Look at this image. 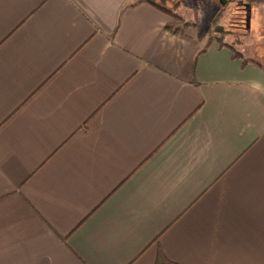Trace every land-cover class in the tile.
Listing matches in <instances>:
<instances>
[{
  "label": "crops",
  "instance_id": "1",
  "mask_svg": "<svg viewBox=\"0 0 264 264\" xmlns=\"http://www.w3.org/2000/svg\"><path fill=\"white\" fill-rule=\"evenodd\" d=\"M150 2L0 0V264H264V64Z\"/></svg>",
  "mask_w": 264,
  "mask_h": 264
},
{
  "label": "rangeland",
  "instance_id": "2",
  "mask_svg": "<svg viewBox=\"0 0 264 264\" xmlns=\"http://www.w3.org/2000/svg\"><path fill=\"white\" fill-rule=\"evenodd\" d=\"M224 2L227 1L168 0L165 5L181 15L189 24L203 27L208 31L210 38L226 34L229 41H234L238 50H241V44H245L253 53V58L264 64V4L250 5L249 15L245 18L246 13L239 3Z\"/></svg>",
  "mask_w": 264,
  "mask_h": 264
},
{
  "label": "trees",
  "instance_id": "3",
  "mask_svg": "<svg viewBox=\"0 0 264 264\" xmlns=\"http://www.w3.org/2000/svg\"><path fill=\"white\" fill-rule=\"evenodd\" d=\"M168 0H162L161 2L155 3V2H150L153 6L159 8L160 10L168 13L170 16L173 17V21L168 23L166 25V30L176 34V35H183L185 32L186 27L189 25V23L179 14L175 13L174 11H172L171 9L167 8L165 3H167ZM228 2H233L236 1L237 3H239L241 9L246 13V16L249 15L248 13V7L252 4H261L264 0H226ZM210 40H213V38H210L209 41L207 42V46L210 44ZM206 46V47H207ZM231 48H233V46H230ZM234 50V56L235 57H240L243 58V54ZM246 60L244 59L243 64H246ZM155 264H177L175 262H172L171 260H169L162 252H159L158 257H157V261Z\"/></svg>",
  "mask_w": 264,
  "mask_h": 264
}]
</instances>
